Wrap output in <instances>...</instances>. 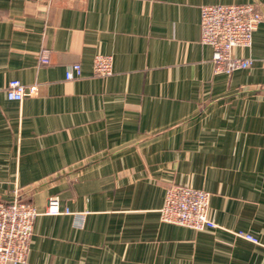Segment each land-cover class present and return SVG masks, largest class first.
Returning <instances> with one entry per match:
<instances>
[{
  "label": "crops",
  "instance_id": "crops-1",
  "mask_svg": "<svg viewBox=\"0 0 264 264\" xmlns=\"http://www.w3.org/2000/svg\"><path fill=\"white\" fill-rule=\"evenodd\" d=\"M237 3L264 14V0H0V198L16 188L39 211L21 264H264V20L235 50L249 68L217 72L201 41V6ZM170 184L209 192L217 227L162 221ZM51 197L82 224L46 213Z\"/></svg>",
  "mask_w": 264,
  "mask_h": 264
},
{
  "label": "built area",
  "instance_id": "built-area-1",
  "mask_svg": "<svg viewBox=\"0 0 264 264\" xmlns=\"http://www.w3.org/2000/svg\"><path fill=\"white\" fill-rule=\"evenodd\" d=\"M264 20V14L256 4H205L201 6V41L213 49L212 60L217 72L231 73L237 69L249 68L253 60L235 54L236 48L250 47L253 33ZM42 63H50L47 56L41 57ZM113 58L107 54H97L93 61V70L98 75L112 72ZM79 64L70 65L66 71L67 79L80 75ZM27 87L18 79L9 82L6 95L10 100L22 101ZM209 192L183 184H170L166 189L163 206L160 209L161 220L179 224L195 230L217 227L209 216ZM48 214H73L76 225L84 221L83 214L61 209L58 198H49L46 206ZM39 214L36 206L19 194L15 188L9 196L0 198V264L25 263L29 254L33 235L34 221ZM257 242L249 233L237 231Z\"/></svg>",
  "mask_w": 264,
  "mask_h": 264
}]
</instances>
